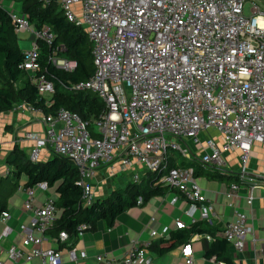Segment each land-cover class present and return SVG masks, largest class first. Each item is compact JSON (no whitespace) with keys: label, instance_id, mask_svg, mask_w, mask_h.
<instances>
[{"label":"built area","instance_id":"obj_1","mask_svg":"<svg viewBox=\"0 0 264 264\" xmlns=\"http://www.w3.org/2000/svg\"><path fill=\"white\" fill-rule=\"evenodd\" d=\"M56 1L68 21L83 27L91 44L93 73L71 89L94 93L103 109L87 122L64 108L43 114L32 105L17 103L12 111L42 114L41 130L22 136L32 143L29 160L40 162L51 155L69 159L79 173L82 207L96 200L93 181L102 169L128 171L136 184L151 174L154 185L176 191L170 203H176L178 195L189 203L185 214L192 224L198 212L212 226L211 206L195 169L233 174L225 155L236 150L240 168L237 181L228 185L232 217L220 236L235 254L242 253L254 226L236 199L244 197L252 206L254 191L264 190V181L246 171L252 145L264 144V23L260 22L264 10L257 0ZM247 3L250 9L245 14ZM8 14L14 32L30 30L34 37L22 52L19 68L27 72L41 96L50 97L54 88L40 73L39 41L51 46L53 31L48 25L34 29L21 13ZM49 60L65 70L74 67L54 56ZM240 185L247 186L244 196L239 195ZM35 188L47 193L49 186L38 182L33 187L20 184L17 189L25 195L17 228L7 224L14 215L8 209L2 211L0 256L5 253L11 264L34 260L64 264L62 251L43 246L61 213L57 195L42 197ZM136 203L142 204L143 198L138 196ZM21 216H25L23 221ZM89 227L79 224L73 238H81ZM185 227L184 222L175 221V228ZM166 230L161 234L151 230L150 235L156 237ZM197 237L214 239L207 233H196ZM69 239L66 231L56 237L66 245L68 261L86 258L85 249L76 248ZM193 240L182 245L185 264H194ZM96 259L102 261L103 256ZM148 259L143 249L133 245L123 262L147 263ZM209 259L226 264L215 256ZM230 260L231 264H250L239 257Z\"/></svg>","mask_w":264,"mask_h":264},{"label":"trees","instance_id":"obj_2","mask_svg":"<svg viewBox=\"0 0 264 264\" xmlns=\"http://www.w3.org/2000/svg\"><path fill=\"white\" fill-rule=\"evenodd\" d=\"M12 1L20 4V13L26 16L34 29L48 25L54 33L51 46L39 41L40 73L53 85L54 92L50 97L41 96L27 72L19 68L23 53L10 16L0 5V113L24 102L40 109L43 114L64 108L77 113L87 122L96 119L103 109L101 102L88 91L71 89L72 84L87 80L94 70L91 44L83 27L68 21L56 0ZM60 47L63 49L59 50ZM49 56L71 62L74 67L71 70L60 68L49 60ZM5 163L9 166V171L6 174L0 173V215L7 209L8 199L20 186L23 175L26 177L22 183L25 187L46 182L49 187H55L56 204L61 210L54 226L49 230L50 234L56 236L59 231H66L73 238L81 223L92 227L99 220H106L111 224L125 208L136 205L138 196L146 202L150 197L163 194L166 190L162 185H154L155 177L149 174L143 186L131 182L124 190H118L106 198H96L91 205L82 207L79 173L69 159L51 155L40 162H32L23 150L14 146L6 156ZM195 175H203L211 180L237 181V175L199 167L195 169ZM206 232L215 235L217 229L215 226H208L205 221L196 222L189 228L177 229L168 239H161L150 248L162 253L186 243L193 233ZM205 255H215L218 260L231 264L224 238L216 237Z\"/></svg>","mask_w":264,"mask_h":264},{"label":"crops","instance_id":"obj_3","mask_svg":"<svg viewBox=\"0 0 264 264\" xmlns=\"http://www.w3.org/2000/svg\"><path fill=\"white\" fill-rule=\"evenodd\" d=\"M4 3H6L7 6L4 5ZM0 5L3 6L7 12L16 11L14 7L20 8V4L12 0H0ZM17 38L19 45L20 38L18 35ZM32 40V37L28 40V46H30ZM28 48L29 47L25 49ZM20 49L22 52L25 50L21 47ZM12 108L9 111L0 113L1 174H6L9 171V166L5 163V158L13 150L14 146L19 147L28 155L32 143L22 138L23 133L29 130H41L39 123L42 117L41 113L29 110L12 111ZM215 136L220 142L221 138L219 135ZM238 156L239 152L236 150L230 151L225 155L228 166L233 169V176L237 174L240 168ZM246 171L257 179L264 181V144L254 143L252 145L250 157L246 163ZM22 177L25 176L23 175ZM22 177L20 184L24 181ZM145 179L146 178H142V182L140 183L142 186L146 183ZM131 182V173L128 171L121 172L115 170L109 173L102 169L96 174L93 187L97 198H106L118 190H124ZM231 182L236 181L227 182L224 190H221L220 187H215V189L209 188L207 181L204 186H200L203 194L208 199L209 206H211V213H213L212 226H215L217 229L215 235H212L214 239L216 237H221V231L232 217V208L229 204L233 202V197L229 195L228 190V185ZM165 189L163 194L154 195L140 205L136 203L134 206L125 208L115 217L111 224H108L106 220H99L95 226L84 230L81 238H70V244L75 245L78 249H85L87 256L84 259H79L75 263L69 262L64 251L66 245L58 243L56 240L57 236L53 234H50L51 237H47L43 246L62 251L64 264H124L123 260L133 245L143 249L149 259L147 263H144L142 260H137L132 264H185L181 253L183 244L162 253L150 248L153 243L161 239H168L170 235L178 229L175 228V221H182L187 225V227L181 229L189 228L192 225L190 218L185 214V211L189 208V203L180 195H178L179 199L176 203H170V198L177 193L175 190H169L166 186ZM209 193L211 195H209ZM246 193L247 186L240 185L239 195L244 196ZM20 195L25 196L23 192H20ZM254 197L255 199L253 200L252 206L246 204L244 197L236 199L235 203L239 205L244 212L248 211V216L251 217L253 222V236L256 240H252L253 236L246 237L244 250L242 253L238 254H235L227 243V254L230 259L232 257H239L250 264H264V216H262L260 212L264 200V190L256 189L254 191ZM21 206L22 204L17 206L16 204L8 203L7 209L13 216L14 211H18ZM152 217L153 219H151ZM194 217L196 218L195 223L203 221L199 218L198 212L194 214ZM24 219L25 216L20 217L21 221ZM165 227H167V230L164 234L156 237L150 235L151 230H155L157 233L161 234ZM206 233L210 234L209 232ZM195 234L196 233L191 234L189 240H193ZM213 240L210 241L205 237H197L191 242L194 264H214L209 258L215 255H211L210 257L205 255L206 250ZM98 255L103 256L102 261L96 259ZM0 259L3 260V264H11L10 261L5 259V253L1 254ZM38 262V260H34L23 264H38Z\"/></svg>","mask_w":264,"mask_h":264},{"label":"rangeland","instance_id":"obj_4","mask_svg":"<svg viewBox=\"0 0 264 264\" xmlns=\"http://www.w3.org/2000/svg\"><path fill=\"white\" fill-rule=\"evenodd\" d=\"M257 3L259 4V7L260 9L264 10V2L262 0H257ZM4 5H6V3H4ZM7 6V5H6ZM14 9L16 11H14L15 13H18L20 14V11H19V8L18 7H14ZM249 9H250V5L249 3L246 4L245 8H244V13L245 14H248L249 13ZM19 36V45L22 49H25L28 46V40L32 37H33V34L30 30H25L24 32H20L17 34ZM95 94L93 93L92 96H94ZM199 179L197 180L198 184L202 187L205 185L206 181L208 182V186L209 188L211 189H215V187H220L221 190H224L225 189V184L227 185V182L225 181H220V180H209L207 179L206 176H200L198 177ZM22 180H25V177H22ZM206 180V181H205ZM55 187H49L48 190H47V193H44L43 191H41L40 189L38 188H35V193H38L40 196L42 197H46L48 195H51L52 197L55 196ZM209 195H211L209 193ZM23 200H25V196H21L20 195V192L18 191H15V193L8 199V203L9 204H16L17 206H20L23 202ZM260 212L262 214V216H264V200H263V203H262V207L260 209ZM18 211H14L13 213V218L12 220L10 219L7 224L10 225V226H14L15 228L18 227V221L15 220V217L17 215ZM245 214L248 215V211H245ZM2 229H3V224L0 223V234L2 232ZM248 237V236H247Z\"/></svg>","mask_w":264,"mask_h":264},{"label":"bare ground","instance_id":"obj_5","mask_svg":"<svg viewBox=\"0 0 264 264\" xmlns=\"http://www.w3.org/2000/svg\"><path fill=\"white\" fill-rule=\"evenodd\" d=\"M260 22H261V23H264V21H263V19H262V18H260Z\"/></svg>","mask_w":264,"mask_h":264},{"label":"water","instance_id":"obj_6","mask_svg":"<svg viewBox=\"0 0 264 264\" xmlns=\"http://www.w3.org/2000/svg\"><path fill=\"white\" fill-rule=\"evenodd\" d=\"M264 2V0H262Z\"/></svg>","mask_w":264,"mask_h":264}]
</instances>
